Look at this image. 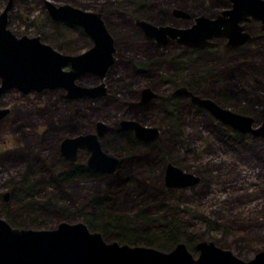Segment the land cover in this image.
Wrapping results in <instances>:
<instances>
[{"label": "rangeland", "instance_id": "1", "mask_svg": "<svg viewBox=\"0 0 264 264\" xmlns=\"http://www.w3.org/2000/svg\"><path fill=\"white\" fill-rule=\"evenodd\" d=\"M51 2L86 10L103 6L116 10L108 22L114 25L118 59L104 78L111 90L106 97L73 100L66 99L61 89L22 93L12 88L2 93L0 103L11 112L0 122V195L9 191L6 186L10 181L27 172L30 176L36 174L43 191L58 194L62 203L59 211L50 210L44 225L77 222L79 211L92 212L94 195L111 194L108 199H113V205L131 210L136 206V212L143 209L153 219L148 225L142 219L140 225H126L127 234L134 230L153 233L164 227L163 222L174 221L180 233L176 244L184 243L194 256L198 255L195 245L200 241H213L243 260L264 250V139L232 129L208 111L197 110L186 98H169L179 86L215 101L223 99L222 92H231L228 98L232 105L225 108H249L252 114L247 116L254 119V126L259 125L264 120V35L260 23H248L252 38L238 50H226L221 45L199 51L177 43L156 48L135 27V18L158 26L187 28L200 15L212 17L229 9V0ZM6 3L0 0V13ZM174 10L187 13L191 19L176 17ZM9 24L17 36L39 35L57 49L84 47L81 29L55 25L42 0H14ZM101 81L86 74L76 82L91 86ZM143 87H151L156 99L148 107L129 110L124 116L125 100L132 101L130 94H137ZM166 114L177 115L176 125L174 118ZM127 118L144 127H159L156 148L140 146L139 150L151 162L137 157L131 164L127 162L121 173L109 177L94 179L88 174L62 180L60 187L55 183L54 175L63 167L59 163V143L65 135L93 132L96 122L115 130L119 120ZM83 157L80 163H85L86 155ZM178 160L185 171L201 173L204 178L197 185L167 192L163 183L165 165ZM129 172L127 181L114 185L120 174L123 177ZM158 192L165 195L159 196Z\"/></svg>", "mask_w": 264, "mask_h": 264}, {"label": "water", "instance_id": "2", "mask_svg": "<svg viewBox=\"0 0 264 264\" xmlns=\"http://www.w3.org/2000/svg\"><path fill=\"white\" fill-rule=\"evenodd\" d=\"M231 8L214 17L200 15L187 28L157 27L145 21H137L148 38L159 44L176 40L188 47H214L207 39L228 37L227 46L234 47L250 36L240 35L237 23L248 17L260 21L264 33V0H229ZM12 6L9 0L0 14V92L17 88L23 93L63 88L66 96L80 98L96 97L104 92L103 84L84 86L76 82L84 74H94L100 79L115 61L112 38L103 22L93 12L70 5H54L46 1L50 16L56 21H68L82 27L93 39L94 45L79 54L67 55L40 41L38 36L20 37L7 28V13ZM178 17L187 13L174 10ZM249 36V37H248ZM69 66V70L64 67ZM177 93L186 95L181 88ZM191 94V93H189ZM145 98L134 106L142 105ZM192 102L205 108L215 119L232 129L255 138L264 139V120L254 126V119L222 108L211 100L192 97ZM7 110L0 109V119ZM123 127L133 129L138 138L155 140L157 130L144 127L134 121H122ZM107 125L98 122L97 133L78 134L66 138L61 151L71 161L76 160L78 149H87V164L101 173H115L117 160L106 155L100 148L98 135ZM166 183L186 185L194 182L193 175L167 166ZM194 256L187 246L178 242L171 250H161L145 245H131L107 240L99 231L91 230L83 222L62 221L53 228H18L0 218V264H264V250L248 260L235 256L231 251L218 247L213 241H200L195 245Z\"/></svg>", "mask_w": 264, "mask_h": 264}, {"label": "flooded vegetation", "instance_id": "3", "mask_svg": "<svg viewBox=\"0 0 264 264\" xmlns=\"http://www.w3.org/2000/svg\"><path fill=\"white\" fill-rule=\"evenodd\" d=\"M8 1L9 0H7V3H8ZM22 1L24 2L26 0H22ZM46 1L51 2V0H42L43 6H44V8H45V10L47 12V15H48L49 19L55 25L63 24V25H67V26L73 27V28H77V27L80 28L81 31H82L83 37L85 38V43L83 44L84 47L83 46H79L76 49H73V50L69 51L70 48L68 49V48H65V47L64 48L60 47V48L57 49V48L53 47L49 42H45L43 40V38H41V36L36 35V36H38L40 38V41L45 43V44H48V45L52 46L54 50L60 52L61 54H67V55H76V54H79V53H81V52H83L85 50L90 49L94 45V42H93V39L91 38V36L82 27H80V26H78L76 24L70 23L68 21H56L55 19H53L50 16V14H49V12L47 10ZM13 2H14V0H12V6L10 7V9H9V11L7 13V28L14 34V32L11 30V28L9 26L10 25L9 24V12H10V10L13 7ZM7 3H6V5H7ZM51 3H53L56 6H58L54 2H51ZM229 3H230V8H231L232 3L230 1H229ZM66 5H70V6L76 7V6L71 5V4H66ZM76 8H79V7H76ZM79 9H82V8H79ZM82 10L93 12V13L97 14L99 16L100 20L103 22L104 27H105L108 35L112 38V47L115 50V52L113 54V56L115 57V61L113 62V64L111 66L108 67V69L106 70V72L104 74V77L102 79H100L97 76L100 80H103V81L99 82V84H103L104 92L102 94L96 96V97L84 96V97H80L78 99H85V98L94 99V98L106 97L108 95V93L110 92V90H111V86H110V83H108L107 81H104V78L107 76V74L110 71V69H112L113 66L116 64L117 59H118V57H117V47H118L119 44H118V41H117V39L115 38V35H114V30H113L114 25H111L110 22H108V19L110 18V15H115L116 10L108 8L107 6L106 7L103 6L101 9H98V10L97 9H95V10L82 9ZM224 10H226V9H224ZM221 11H223V10H221ZM176 17H178V16H176ZM190 17L191 16H189V17H181V18L182 19H186V20H190L191 19ZM212 17H214V16H212ZM137 21H141V22L145 21V22H147L149 24H152L154 26H157V27H166L167 25L158 26V25H156L154 23H150L149 21H147L145 19H141V18H137L136 19L135 18V21H134L135 27L137 26V28L140 30V33L143 34L145 39L147 41H149L150 43H153L156 48L167 47V46H169V45H171L173 43H177L178 45L183 46L182 44H179L176 40H169L166 44H159L154 38H148L146 36L145 31L143 30L142 26L138 25ZM253 21H257V22L260 23V21L255 20V19L250 18V17H248V19H244V20H242V21L237 23L238 27H242L239 30V32H240L239 34L242 35V36L243 35H245V36L249 35L250 36V37L248 36L249 38L247 40H244L242 43H240L237 46H234V47L227 46V43H228L229 39H228V37H225V36L216 37V38H212V39H207V42H210V43L212 42V43H216L217 44L214 47H207V46H204V47H188V46H185V45L184 46L187 47V48H190V49H193V50H199V51L217 49L221 45L226 50H238V49H241V47L244 44L248 43L251 40V38H252V33H251L250 29L248 28V23H252ZM194 22H195V19H194ZM260 26H261V23H260ZM260 26H259V28L262 31ZM262 33H263V31H262ZM134 35L136 36V33ZM263 35H264V33H263ZM20 36H22V35H20ZM20 36H18V37H20ZM26 36H28V35H26ZM28 37H34V36H28ZM79 49L82 50V51H79ZM64 70H69V66L64 67ZM84 75H86V74H84ZM92 75H94V74H92ZM218 79H222V76L218 75ZM99 84H96V85H99ZM96 85H91V86H96ZM149 88H151V87H143L137 94H136V92L134 94H130V97L132 98V101H129V100L126 101L125 100V102H124L125 104L124 105L126 106L127 111L125 112L124 116L128 113L129 110H135L136 111V110H141L140 107H142L143 109L148 107L156 99V98H154V94H153L152 90L149 89ZM181 88L185 89L186 95H184L182 93H177V91L179 89H181ZM10 89H12V88H10ZM13 89L18 90L15 87ZM59 89H61L62 91L65 92V98L66 99H69V100L70 99L71 100L75 99V98L67 97L66 96L67 91L65 89H63V88H59ZM49 90H53L54 91L55 89H49ZM6 91L7 90H4V91L0 92V95L2 93L6 92ZM18 91H20V90H18ZM42 91H37V92H42ZM20 92H22V91H20ZM189 93H191V94H189ZM228 94L232 95L231 92H226V91L222 92L221 93V98H225V99L228 98L229 97ZM192 97H198L200 99H208V100L213 101L217 105L221 106L222 108H225V105L222 104L220 102V100L215 101V100L210 99L208 97L200 96L199 93L193 91L192 89H189L187 86H179V87L173 89L171 91V93L169 94V98H171V99H174V98H178V99L179 98H186V99L189 100V102L193 106H195L197 108V110H200V112L202 110L207 112V110L205 108L200 107L198 104L193 103L192 102ZM142 98H145L143 100V102H142V105L135 107L134 105L137 104V103H140L142 101ZM136 99H140L139 102L136 101ZM0 109L7 110V113L0 119V122H2L9 115V113L11 112V109L5 107V105H2L1 103H0ZM234 112H236V111H234ZM207 113H209V112H207ZM236 113H239V112H236ZM239 114H242V113H239ZM242 115H249V114H242ZM165 116L170 117V118L173 117L174 121H175V116H177V115H173L172 114L171 116H169L168 114H166ZM124 120L125 121H134V122H136L135 119H128V118L127 119H120L119 122H118V127L115 130H111L110 125L106 124L107 125V129L103 132V134L98 135V140H99V143H100L101 150L106 155H108V156H110L112 158H115L117 160V162H118L117 163V171H116L117 173H121L123 168H124V166L127 165V162H130V164H131L133 161L136 160L137 157L141 158L143 156L142 159H144L146 162H151L150 158L146 157V155H140V153H139L140 146H144V147H146V149H154V148H156L155 147V143H157L156 139L159 136L158 135L159 127H157V129H156L157 130V135H156L155 140L140 139V138H138L136 136L135 131L133 129H129V128L123 127L121 125V122L124 121ZM97 123L98 122L95 123L94 131L90 132V133H95V134L97 133V131H96ZM175 125H176V121H175ZM248 135H250V134H248ZM74 136H75V134L74 135L73 134H67L61 139V141L59 143V154H60V159H59L60 162L59 163L62 164L63 167L61 168V171L58 174L54 175V177H55L54 181H56L57 178L60 179V177H61V179H69L70 180V177L72 178V177L77 176L76 175L77 171H79L82 175H86V176L88 174H90V175H97L98 174V175H101V178L112 176L114 173H109V174L108 173H101V172L96 171V170H94V169H92V168H90L88 166L87 160H88V157L90 155V152L87 149H78L77 152H76L77 153V158L74 161H71L66 156H64V154L61 151V144H62L64 139L72 138ZM109 139H110V141L112 139L113 142H110ZM119 140H121V142H119ZM104 141H106L107 143L110 142L112 144V148H108L107 145L105 143H103ZM158 152L160 154L159 150H158ZM84 154L86 155L85 163H80L81 162L80 158H82L84 156ZM170 155H171V153H170ZM176 155L179 158V155L178 154H176ZM159 156L161 157V154ZM160 157H159V160H160ZM83 159H84V157H83ZM168 165H171L174 168H177V169L183 171L184 173L193 175V177L195 178V181L191 182V183H188L186 185H183V184H180V185H172L171 184V185H169V184H167L166 183V178H167L166 176H167V166ZM181 165H182V163L179 160L175 164L172 163L171 161L166 163L165 169H164V174H163V183H164L165 188L167 189V192L171 191L172 189H185V188L197 185L198 183H200L203 180L204 177L202 176L201 173H196L195 174V173H192V172H187L181 167ZM64 167H66L67 169L62 170ZM129 177H131L130 172L126 173L125 176H123V177H121V174H120V177L117 180V183H115L114 185L117 186L120 182L127 181ZM55 183L57 184V182H55ZM109 184L110 183H108V186H109ZM52 186H54V185H52ZM6 189H8L9 191H5L4 193H2L0 195V197L2 199L1 203H0V218L4 219L10 225H17L18 224V219H20V217H21L19 215L20 214L22 215V213L18 210V200L20 198L23 199L22 200L23 210L27 211L28 210L29 200H30L31 203L35 202L32 199V197H34V199H37L38 197L41 198L39 200L37 199L39 201V208H41V207L46 206L45 198L47 196L53 194L50 191H47V193H45L43 191L42 187H41V183L39 181L38 176L36 174L30 176L27 172L25 174H22L19 179L14 180L12 182L10 181L8 183V185L6 186ZM158 194H159V196H161L162 194H163V196L165 195L162 192H158ZM99 196H101V200L100 201L104 204V206L108 207L112 211L113 214L121 215L124 218L125 223L127 225H136V206H134L135 204H133L134 207H132V210H131V208L123 209V208L117 207L116 205H113V202H112L113 199L110 200V202H109L108 198L111 197V194L110 195H108V194L99 195ZM128 196H130V195H128ZM134 198H136V196L135 197H131L130 199L134 200ZM92 200L90 202L91 205H92V202H93ZM81 211L85 212L84 210H81ZM81 211H79V212H81ZM86 212L88 213V211H86ZM89 214H91V213H89ZM9 217H14V218L16 217V218H15V220L12 221V220L9 219ZM77 222H83L86 225H89L88 223H86L85 221H82V220H78Z\"/></svg>", "mask_w": 264, "mask_h": 264}, {"label": "trees", "instance_id": "4", "mask_svg": "<svg viewBox=\"0 0 264 264\" xmlns=\"http://www.w3.org/2000/svg\"><path fill=\"white\" fill-rule=\"evenodd\" d=\"M220 102L225 106L232 105V102L229 100V98H223L222 100H220ZM234 111H237L242 114H252V110L249 108H244V106L243 108H236L234 109ZM172 122L175 123V121ZM110 142H113V140L111 139ZM110 142L107 143L106 141H104L103 143H105L108 148H112V144ZM76 175L77 176L75 177L83 176L79 171H77ZM75 177L72 178L74 179ZM72 178L70 177V179ZM93 178L101 179V175H94ZM62 180L66 181L69 179H61V177L60 179L57 178V183L59 187L60 182H62ZM32 199L35 202L31 203L29 200L27 211L23 210V199L20 198L18 200V210L22 213V215H19L21 217L20 219H18V224L12 226L32 229H47L55 227L56 225H53L52 227L44 224H46L48 213L50 212V210L59 211V202L61 203V201L58 198V194L53 193L52 195L47 196L45 198L46 206L41 208H39V201L37 199H34V197H32ZM100 200L101 196L94 195L92 200L93 210L91 214H89V212L85 213L81 211L77 214L76 217L78 218V220H82L88 223V227L91 230L101 232L107 240H110L108 239V237L112 236V240L118 241L119 243H128L131 245H145L156 247L161 250H168L176 244L178 238L180 237L178 229L179 227L175 224L174 221L163 222L164 227L157 229V231H154L153 233H150L147 230H136V232H134V230L131 231V233L127 234V224L125 223L124 218L121 215L113 214L112 211L108 207H105ZM15 218L9 217V219L12 221L15 220ZM140 219L143 220L141 222H144L145 225H148V223L151 224V221L153 220L152 218L146 216V213L143 209H140L136 212L137 225H140ZM107 228L109 229V231H107ZM140 241L143 242L141 243Z\"/></svg>", "mask_w": 264, "mask_h": 264}]
</instances>
